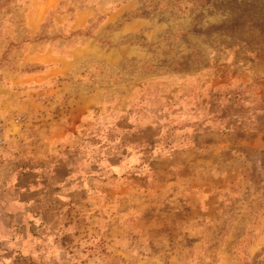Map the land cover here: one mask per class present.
Wrapping results in <instances>:
<instances>
[{"label": "rangeland", "instance_id": "rangeland-1", "mask_svg": "<svg viewBox=\"0 0 264 264\" xmlns=\"http://www.w3.org/2000/svg\"><path fill=\"white\" fill-rule=\"evenodd\" d=\"M137 139L163 183L223 178L213 214L91 197L89 166ZM75 164L73 198L0 199L1 264H264V0H0V180L43 193Z\"/></svg>", "mask_w": 264, "mask_h": 264}, {"label": "crops", "instance_id": "crops-1", "mask_svg": "<svg viewBox=\"0 0 264 264\" xmlns=\"http://www.w3.org/2000/svg\"><path fill=\"white\" fill-rule=\"evenodd\" d=\"M140 134V133H138ZM139 139V137H137ZM125 141V146H120L118 148L111 145V149H107V153L103 158L104 162L95 163V166L91 164L90 171L95 170L96 183L101 182L102 184L94 186L93 182L88 185L89 193L92 194L91 197L96 196V193L101 194L105 192L107 199H137L138 204L142 201L145 202L146 199H156L157 202L164 203L173 201L169 199L176 200L178 205L181 207L182 204L192 202L199 204L200 208L203 210L204 217L213 214V204L215 202L216 196H219L225 189V181L223 178H218L216 180L210 179V174L202 175L203 173H210V167L197 168L194 169L193 174L190 176H182L177 178L176 182H161L159 181L158 168L160 166L159 161L162 155V148L157 147L156 144L147 149L145 141ZM179 147L177 149V154H182L186 156L190 149L183 150ZM75 157V160H77ZM81 158V157H80ZM157 160V162H156ZM184 160V159H183ZM185 161V160H184ZM67 164H58V168L65 170ZM171 167L170 170H175ZM69 172H74L72 180L66 179V174L62 175L57 183L47 182L44 186L43 193L42 190L34 189L33 187L24 188L25 185L19 184L16 181L0 180V199H10V205L13 203L16 207L22 204L18 199H66L73 198L76 193H80L82 188L87 187L82 184L85 178L81 174V166L73 165L68 169ZM213 171H216L213 170ZM94 172V171H93ZM161 175V174H160ZM163 176V175H161ZM160 176V177H161ZM101 177V178H98ZM94 180L93 177H90ZM69 179V177H68ZM60 180L63 183H60ZM67 180V182H66ZM103 181L106 182V188L100 189L103 185ZM157 183V186L152 187V184ZM67 183V184H66ZM56 184L57 187L52 186ZM149 184L150 186H146ZM92 187H95L93 190ZM98 187V189L96 188ZM42 193V194H41ZM137 194V195H134ZM128 201V200H127ZM141 201V202H140ZM155 201V202H156ZM191 203V204H192ZM18 204V205H17ZM24 204L21 206L23 207ZM20 206V207H21ZM19 207V208H20ZM12 214L7 205L0 203V250L2 246L7 250V256L12 261V258L17 256V249L19 245V234L18 230L12 221ZM16 214V213H15ZM207 216H206V215ZM196 220L199 217L195 215L188 216L186 219ZM26 235H30L32 240L36 238V235L29 234L30 231L26 229ZM97 235V234H96ZM94 236V235H91ZM28 242V239L26 240ZM22 253V252H21ZM23 254V253H22ZM28 254V253H26ZM23 257L28 258V255H23ZM1 264V258H0Z\"/></svg>", "mask_w": 264, "mask_h": 264}]
</instances>
